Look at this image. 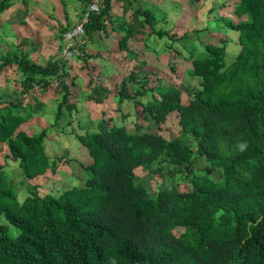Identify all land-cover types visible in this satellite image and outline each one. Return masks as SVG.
<instances>
[{
  "label": "trees",
  "instance_id": "16d2710c",
  "mask_svg": "<svg viewBox=\"0 0 264 264\" xmlns=\"http://www.w3.org/2000/svg\"><path fill=\"white\" fill-rule=\"evenodd\" d=\"M16 1L25 8L30 2L0 0V23ZM95 1L83 0L82 18ZM117 3L124 5V15L130 12L129 22L120 26L126 35L119 52L137 58L128 41L138 31L166 39L162 48L172 82L156 78L151 85L154 79L143 74L141 61L114 90L99 76L95 83L89 72L95 102L115 94L118 104H133L135 122L130 130L110 119L105 129L76 134L92 159L89 165L76 161L87 174L82 187L41 196V186L30 183L55 174L63 159L74 162L52 157L45 144L50 129L75 134L59 126L69 117L67 126L74 124L70 98L77 85L67 82L71 60L52 56L41 65L30 58L29 39L20 33L13 34L19 41L12 43L13 51L0 54V74L16 66L22 75L16 101L0 96V144L19 163L26 185L21 201L0 166V264H264V0L224 1L219 10L229 11L218 13L216 21L236 32L237 40L224 35L219 44L199 43L201 50L194 36L208 31L204 12L214 13V0L202 3L197 15L202 27L193 25L182 35L173 24L163 29L169 19L148 8L147 0H104L100 12L89 14L85 37L75 45L81 55L74 59L100 56L85 41L108 38L110 27L115 31ZM231 44L239 51L229 61ZM53 87L62 94L55 124L39 135L22 131L31 115L44 113V103H27L25 96ZM172 116L179 130L163 136ZM200 159L216 170L211 176L198 172L206 169H199ZM143 173L160 180L167 175L172 184L149 190L138 183Z\"/></svg>",
  "mask_w": 264,
  "mask_h": 264
},
{
  "label": "crops",
  "instance_id": "0c3cea01",
  "mask_svg": "<svg viewBox=\"0 0 264 264\" xmlns=\"http://www.w3.org/2000/svg\"><path fill=\"white\" fill-rule=\"evenodd\" d=\"M203 1L204 0H200V2H196L195 0H177V3H183V5L185 4L187 6L184 7L182 10L180 9L181 11L178 14L174 15L170 14V12L168 14L167 12V7L169 8L170 0H147V7L157 8V11L164 13L167 18L166 20H168L169 18L175 19L172 24L178 29L179 34L182 35L188 29V22L191 23L192 26L195 25L196 28L204 24L202 16L197 18V15L202 13L201 9ZM82 3L83 0H30L28 7L25 8L21 4V2L16 1V6L23 7L22 11H24L23 13H25L26 17L23 19V22L14 23L17 24V26H19L21 30H19L18 27H15L14 24L10 22L4 25L0 23L2 25V27H0V54L3 52L6 53L9 51H13V44L19 43L18 40H15L13 34L20 33V35L22 36L20 38L25 37L29 39V43L26 46V49L27 51H31L30 58L32 60L37 61L43 66H46L52 56L55 58H63L65 55L66 48L65 44H63L62 40H60L61 33L66 32L67 29H72L74 26L81 22L80 20L83 16ZM124 9L125 8L122 3H117L114 6L112 10V15L114 16L116 26L114 27L115 31H112L113 27H110L111 35L108 38L100 39L99 36H96L91 41H85L86 49L93 54L99 53L100 56H95L92 59H89L88 61H84L82 59H70L71 61L68 63V70L70 75L68 76V81H66L68 83L74 81V83L77 85V87L72 86L71 88V103L78 107L80 111L89 112L90 125L98 122L99 119L97 116L93 117V114L90 113L94 105L107 104V102L114 100L115 94H111V96L107 100H105L104 103H96L93 98V95L91 94V90L88 87V85H90L88 82L91 80V74L89 72H92L95 79V83L97 82L99 76L101 77L102 81H104V86H106L110 90H114L117 85L121 83L124 77H127L130 74V72H126V70H124V66L122 69L123 64L122 62H120V60H125V67L133 69L135 65L139 63V61L144 62L143 60H146V55L149 54L150 59L151 56H157V50L162 45L161 43L155 42V36H151L148 38L143 34V32L138 31L137 33H135V36L130 38V40L128 41V47L138 53L137 58H129V56H126L125 52H119V40L124 35H126L124 31L120 30V26L125 23H128L130 20V12L127 15H124ZM185 18L186 22H184ZM177 19H179L181 25L175 24ZM165 24H167V22ZM46 32L52 33L55 37H57V41H55L54 43H45L44 37L46 35ZM3 33L5 35L4 40H2L1 38ZM5 47H9V49L6 50ZM140 50H143V52H140ZM77 67H79V69H77ZM88 67H90L91 70ZM109 67H111L112 69L109 70ZM78 72L79 75L77 74ZM21 80L22 75L18 72L16 66L12 68L7 67L0 74L1 96H4L9 101H16L20 97L19 83L21 82ZM95 85L96 84H94L93 86ZM25 97L27 103L31 102L32 104H35L37 103L36 99H39L42 103H44V108L43 110H41L44 112V115H42L41 112L34 113V115L32 117H29L28 121H26L27 123H24L20 127V129L22 131L28 132V134L32 136L39 135L42 129H46L50 127V125L55 124V114L57 112V106L62 98L61 90L57 87H53L49 88L46 93H42L40 88H36L32 96L29 95V97ZM118 109L120 110V107H118L116 111H118ZM52 114L54 116H51ZM65 121L71 120L68 119ZM50 131L54 130H49L48 138L51 137ZM69 134H71V132ZM65 136L69 137V135ZM75 136L76 134H73L70 137H74L75 139ZM62 137L63 135L60 136V140H62ZM60 143L55 140V143L53 144L55 146L56 144ZM71 144L72 146L69 149L72 153V156L70 157V155H67L68 157L62 158L73 159L74 162L71 164H64L66 159H63V164L59 163V165H57L55 174L53 175H60L61 178L62 176L68 177L69 175H75V177H77L76 174H78V172L75 171V167L76 165L77 167H79L78 163L76 162L78 159H82V161H84V164L86 163L85 165H89L92 163V159L87 155V153L82 152V147H79L77 149V153H73L72 151H76V148L73 147V142H71ZM54 146L51 148L48 147L49 154L52 153V157H56L55 149L57 148H54ZM80 150L81 153L79 154ZM80 156L81 158H78ZM89 160L91 161V163H89ZM61 164L62 166H72L74 171H72L71 169H61ZM0 166H2L6 174L9 175V179L14 178L16 176L13 175L19 168V163L12 161L9 158V150L7 145L5 144H0ZM83 172L84 171H82V173ZM48 173H50V171ZM61 178L58 179V182H62ZM41 180L42 179H40L39 181H30V183L32 185L40 184ZM11 182L14 183V180H11ZM15 185H17V183L14 184V187ZM20 186L23 187L25 185L20 184ZM42 188L43 187H41L40 190Z\"/></svg>",
  "mask_w": 264,
  "mask_h": 264
},
{
  "label": "rangeland",
  "instance_id": "374dc122",
  "mask_svg": "<svg viewBox=\"0 0 264 264\" xmlns=\"http://www.w3.org/2000/svg\"><path fill=\"white\" fill-rule=\"evenodd\" d=\"M177 0L173 1L170 0L169 2V8L167 7V12L169 14H178L184 7H186L187 5H183V3H177ZM225 2H229L230 0H214L213 3V12L211 13V15L209 16L206 12H204V18H205V22H209L208 23V31L197 36H194V40L195 43L197 45L198 48H200V50L202 49L199 43H208V42H212V43H220L219 42V37H222L224 35L231 36V39L233 38L234 40L236 39L237 33L236 32H231L229 31L227 28L224 27V23L221 21L219 24V22L216 21V18L218 15V13H220L221 15L225 14V12H228L229 9L226 8L225 11L223 10H219V6L222 5V3ZM216 2V3H215ZM23 7H19L14 5L12 8H10L9 10H7L4 14L3 17L1 16V23L4 24H8V22L10 23H21L23 22V19L26 17L25 13H23L24 11H22ZM181 9V10H180ZM206 10V9H204ZM234 10V8H232V11ZM177 12V13H176ZM215 14V15H214ZM214 15V16H213ZM227 16L229 15L228 13L226 14ZM231 17L236 23H240L241 20L235 18L234 16H228ZM175 19L173 18H169L167 24L161 25L163 29H168L167 25H172V22ZM31 21V20H30ZM184 22H186V18L184 19ZM177 25H181L179 19H177L176 23ZM188 24V28L192 29V24L191 23H187ZM15 27H18L17 24H14ZM224 27V28H223ZM196 28V26H195ZM196 38V39H195ZM57 37H55L52 33L46 32V35L44 37V41L45 43H54ZM154 39V38H153ZM155 42L161 43L162 45L164 44L165 40H157V38L155 37ZM233 40V41H234ZM237 40V39H236ZM59 41V40H58ZM16 42V41H15ZM235 42V41H234ZM17 43V42H16ZM62 43L64 44V41H62ZM161 45V47L158 49V55L157 56H151L150 59V55H146L145 59L143 60L146 64H145V71L143 72V74L145 75H151L152 78L154 79V81L151 83V85H154L155 83V79L159 78V80H161L162 82H168L170 79V74H169V70H168V61L166 58L167 53L165 52V50H163V46ZM5 49H9V47H5ZM229 54L228 55V60L231 61L234 59V55L236 53H238L239 51V46L235 45V44H231L229 46ZM120 59V58H119ZM122 62V69L124 66V70H126V72H130V68L125 67V60L121 61ZM79 63V62H78ZM184 67H186V65H184ZM77 69H79V67H77ZM109 70L112 69L111 67L108 68ZM79 75V72L77 73ZM150 76V77H151ZM188 78V76H187ZM170 81L172 82V79H170ZM181 81V80H180ZM68 85H70V83H68ZM71 87V86H70ZM72 88V87H71ZM1 96V94H0ZM117 96L115 95L114 100H111L109 102H107V104L105 105H94V108H92V111L90 112L91 114H93V117H98V122L93 123V124H89V112L87 111H80L78 107L73 108V121L74 124L72 126H67V122L65 120L70 119V117L64 120L61 119L59 122V126H63L69 133H75V134H84L85 132H97L99 130L105 129L106 128V121H109L110 119L113 120V123L121 126V125H126L128 129L133 130L134 129V122H135V115H134V106L132 103L127 102L125 104H118L117 103ZM144 102H147L148 98H143ZM115 107V108H114ZM120 107V110L118 109V111H116V109ZM51 111V110H50ZM65 116L68 115V112L65 111ZM34 115V114H33ZM33 115H31L30 117H32ZM44 115V114H42ZM51 116H54L53 114ZM124 116H126V119H124ZM72 117V116H71ZM76 119V120H75ZM27 123V122H26ZM88 123V124H87ZM142 123H145L142 121ZM87 125V126H86ZM145 125H147L145 123ZM87 127V128H86ZM83 128V129H80ZM167 129V130H166ZM85 130V131H84ZM164 132L162 133L163 136L169 137V133L171 131L177 132L179 130V125H178V120L172 116L170 119L169 124L165 125L164 127ZM169 130V131H168ZM50 135L51 137L46 139V147H53L55 143V140L58 141L60 144H56L54 146V148L56 150V157H68L67 155H70V157L72 156V153L70 152V149L72 144L71 142H73V147L76 148V151H72L73 153H77V149L81 146L79 145V141L74 137H66L65 135L61 134V135H57V133H55L54 131H50ZM56 135V136H55ZM62 140H60V136H62ZM55 136V138H54ZM69 138V139H68ZM54 139V140H53ZM81 149L84 150V153H86L85 149L82 147ZM72 150V149H71ZM82 150V151H83ZM81 153V150L79 151V154ZM78 158H81L78 157ZM82 160V159H80ZM201 160V164L199 169H203L205 166V170H198V172L202 175H208L211 176L213 173L212 171H216L210 164H208L205 159H200ZM89 163H91V161L89 160ZM63 164V163H62ZM61 164V169H66V170H73L72 166L68 167V166H62ZM86 164V163H85ZM168 170V169H167ZM65 171V170H64ZM75 171L78 172L77 177H75V175H69L67 176H62V178L60 177V175H52L50 174L48 177L43 178L40 182L39 185H41V187H43L40 190V195L41 196H45L48 194H53V195H57L69 188H72L73 186H77V187H82L84 185V181H86L87 179V174L86 172L82 173L83 170H81V168L75 167ZM76 173V172H75ZM18 177H16V176ZM9 176V175H7ZM15 176L14 178H10L11 180H14L13 187L14 184L17 183V185H15V189L16 191L19 193L20 195V199L21 201L23 200V198L26 196V185L23 184V176H22V172L21 169L18 168V170L16 171V173L13 175ZM20 176V177H19ZM61 178L62 182H58V179ZM76 178V179H75ZM25 179V178H24ZM13 182V181H12ZM138 183L142 184L144 187H146L149 190H157L159 188H164L167 185L172 184V180L169 178V176H165L163 180L157 179L155 177H149L146 176L144 173L141 174V178L140 180H138ZM20 184H23L25 186L21 187ZM46 184V186H45ZM183 188V187H182Z\"/></svg>",
  "mask_w": 264,
  "mask_h": 264
},
{
  "label": "built area",
  "instance_id": "2783aa9c",
  "mask_svg": "<svg viewBox=\"0 0 264 264\" xmlns=\"http://www.w3.org/2000/svg\"><path fill=\"white\" fill-rule=\"evenodd\" d=\"M103 1L104 0H96L95 3L87 9L81 22L64 34L63 41L66 48L64 57L66 60L74 59L81 55L75 45L85 37V25L89 21V14L100 12Z\"/></svg>",
  "mask_w": 264,
  "mask_h": 264
}]
</instances>
